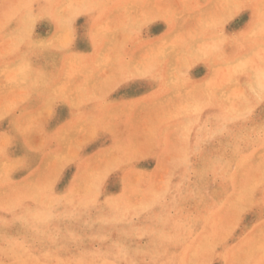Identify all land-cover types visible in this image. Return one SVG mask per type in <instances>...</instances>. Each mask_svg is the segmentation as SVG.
<instances>
[{"label":"rangeland","instance_id":"1","mask_svg":"<svg viewBox=\"0 0 264 264\" xmlns=\"http://www.w3.org/2000/svg\"><path fill=\"white\" fill-rule=\"evenodd\" d=\"M0 264H264V0H0Z\"/></svg>","mask_w":264,"mask_h":264}]
</instances>
